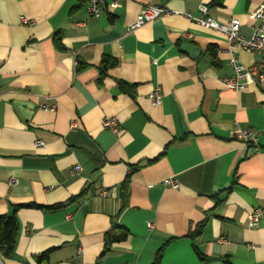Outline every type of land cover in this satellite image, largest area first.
I'll return each mask as SVG.
<instances>
[{
  "label": "crops",
  "instance_id": "obj_1",
  "mask_svg": "<svg viewBox=\"0 0 264 264\" xmlns=\"http://www.w3.org/2000/svg\"><path fill=\"white\" fill-rule=\"evenodd\" d=\"M86 1L0 0V216L82 194L58 211L18 210L15 248L0 264H38L49 250L41 264H151L163 245L160 264H264V81L228 91L227 40L181 15L204 5L219 24L238 19L249 40L261 0H120L98 18ZM147 5L168 14L129 31ZM234 56L264 72V53ZM103 58L116 65L100 78ZM243 129L257 145L234 140ZM112 222L129 235L99 258ZM197 229L201 258L188 237Z\"/></svg>",
  "mask_w": 264,
  "mask_h": 264
},
{
  "label": "built area",
  "instance_id": "obj_2",
  "mask_svg": "<svg viewBox=\"0 0 264 264\" xmlns=\"http://www.w3.org/2000/svg\"><path fill=\"white\" fill-rule=\"evenodd\" d=\"M119 2L120 0H113L108 6H106L103 0H87L86 11L89 16L98 18L105 8L114 9L118 7ZM198 13L199 15L197 17H194L188 13H182L181 15L191 23H195L200 27L222 34L227 40V53L229 56L228 63L231 68L232 75L229 77H224L221 80L223 86L228 91L238 92L246 89L248 85L255 81L263 82L264 72L262 70H258L256 67H243L235 58L234 51L236 49H240L246 52L264 53V0H261L251 12V18L255 21V26L253 27L252 36L249 40H245L240 36V22L238 19L233 18L227 24H219L208 15V8L204 5H200L198 7ZM166 14H168V11L165 8L147 5L139 11L132 24H130L129 31L136 30L142 25L153 22ZM21 21L23 24H28L27 20L23 18H21ZM149 99L152 104H158L160 102V94L155 91L149 95ZM41 108L50 112L55 111L54 105L41 106ZM70 128H75L74 122L71 124ZM101 128L108 129L116 135H118L120 132L118 123L114 118H104L101 121ZM233 138L243 146L258 144V136L248 129L237 130ZM36 145L39 146L40 143L38 142ZM14 183V180H10V184ZM162 184L164 187L174 190L178 189V183L173 178L164 179ZM98 195L100 198H106L107 191L102 189ZM260 214L261 211H254L250 216V223L253 224ZM147 225L149 228L152 227L151 224ZM219 241L223 242L222 239Z\"/></svg>",
  "mask_w": 264,
  "mask_h": 264
},
{
  "label": "trees",
  "instance_id": "obj_3",
  "mask_svg": "<svg viewBox=\"0 0 264 264\" xmlns=\"http://www.w3.org/2000/svg\"><path fill=\"white\" fill-rule=\"evenodd\" d=\"M221 5H222V0H211L208 7L209 8H218V7H221ZM54 45L57 49L62 50L60 47L59 38L54 39ZM208 51L210 52L211 55H213L214 49L212 47H210L208 49ZM115 65H116L115 61L110 60L108 58H103L100 65H99L100 78H103L106 74V71L108 69L114 67ZM213 65L217 66V61L215 60L214 55H213ZM118 86L124 92H129L131 89L130 87H128L123 82H118ZM167 148H168V146L165 147L163 153H165ZM124 189H125V184L122 185L121 191ZM231 189H232V187H229L225 192H229ZM81 196H82V194H79L78 196H76L74 198H70L65 203H60V204H56L53 206H39V205L32 204V203L28 204V205H14V206H12V208H11L12 213H8L6 215L0 216V257L3 259H8L11 257V255L14 251L16 239H17L18 226H19L18 220L16 217V213L18 210L25 208V209H35V210H40V211H48V212L58 211V210H61L67 203H70L73 200L80 198ZM201 227H202V224L198 226L199 229ZM198 233H199V231L197 229L194 234H191L188 237L193 241V250L195 251L197 256L199 258H201V254L198 251V249L194 243L195 237H197ZM128 235L129 234L123 228H121L120 226H118L117 224L112 222L111 228L104 234V238H103L104 245H103V249L99 255V258L103 257L107 252H109L110 247L113 244L121 243V242L125 241L127 239ZM164 247H165V245H163L159 250L156 251V253L154 255V259H153L151 264H160ZM49 254H50V250L43 252L41 254H38L36 256L38 264H41L43 261H46L49 257Z\"/></svg>",
  "mask_w": 264,
  "mask_h": 264
},
{
  "label": "water",
  "instance_id": "obj_4",
  "mask_svg": "<svg viewBox=\"0 0 264 264\" xmlns=\"http://www.w3.org/2000/svg\"><path fill=\"white\" fill-rule=\"evenodd\" d=\"M8 213H12V210L10 209Z\"/></svg>",
  "mask_w": 264,
  "mask_h": 264
}]
</instances>
